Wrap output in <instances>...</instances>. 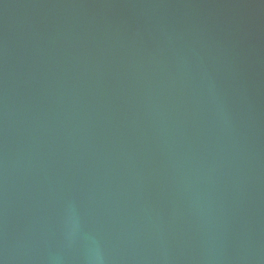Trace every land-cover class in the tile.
I'll list each match as a JSON object with an SVG mask.
<instances>
[{"label": "water", "instance_id": "1", "mask_svg": "<svg viewBox=\"0 0 264 264\" xmlns=\"http://www.w3.org/2000/svg\"><path fill=\"white\" fill-rule=\"evenodd\" d=\"M0 264H264V0H0Z\"/></svg>", "mask_w": 264, "mask_h": 264}]
</instances>
